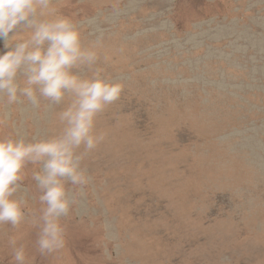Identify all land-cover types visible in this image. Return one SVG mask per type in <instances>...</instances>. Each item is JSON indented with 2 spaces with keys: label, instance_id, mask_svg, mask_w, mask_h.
Returning <instances> with one entry per match:
<instances>
[{
  "label": "rangeland",
  "instance_id": "obj_1",
  "mask_svg": "<svg viewBox=\"0 0 264 264\" xmlns=\"http://www.w3.org/2000/svg\"><path fill=\"white\" fill-rule=\"evenodd\" d=\"M54 6L124 88L97 117L105 139L82 161L89 184L67 185L64 247L41 254L30 219L0 224V264H16L10 238L25 264H264V0ZM68 102L0 98V138L58 135ZM37 170L28 166L16 198L39 215Z\"/></svg>",
  "mask_w": 264,
  "mask_h": 264
},
{
  "label": "clouds",
  "instance_id": "obj_2",
  "mask_svg": "<svg viewBox=\"0 0 264 264\" xmlns=\"http://www.w3.org/2000/svg\"><path fill=\"white\" fill-rule=\"evenodd\" d=\"M19 30L27 35L10 43ZM0 43L4 44L0 98L7 105L26 100L39 107L42 99L50 105L69 101L58 113L62 125L58 135L35 141L0 138V224L16 228L30 219L39 229V252L52 254L64 247L61 220L75 202L68 198L67 185L83 188L89 184L82 161L105 139L96 132L97 117L120 99L124 86L102 76L95 47L84 46L77 25L58 13L54 0H0ZM84 69L91 76H82ZM6 122L7 116L0 119V125ZM29 165L39 166L31 174L41 193L39 215L26 213L27 201L16 198ZM9 244L16 264H25L23 246L16 247L14 238Z\"/></svg>",
  "mask_w": 264,
  "mask_h": 264
}]
</instances>
